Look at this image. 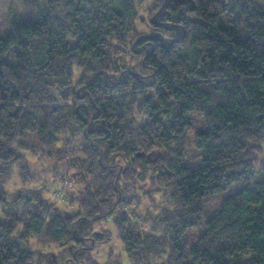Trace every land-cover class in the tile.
I'll return each mask as SVG.
<instances>
[{
	"label": "trees",
	"instance_id": "16d2710c",
	"mask_svg": "<svg viewBox=\"0 0 264 264\" xmlns=\"http://www.w3.org/2000/svg\"><path fill=\"white\" fill-rule=\"evenodd\" d=\"M24 7L0 38V264H100L103 220L130 264H264V0ZM191 113L196 169L183 165ZM30 150L66 165L59 183L76 191L55 196L74 210L45 186L9 190L12 175L38 183ZM234 185L207 219L204 202ZM31 238L63 255L25 248Z\"/></svg>",
	"mask_w": 264,
	"mask_h": 264
},
{
	"label": "rangeland",
	"instance_id": "374dc122",
	"mask_svg": "<svg viewBox=\"0 0 264 264\" xmlns=\"http://www.w3.org/2000/svg\"><path fill=\"white\" fill-rule=\"evenodd\" d=\"M41 7L44 6V3L41 1ZM147 7H149L151 4L147 3ZM145 7V8H147ZM24 0H0V38L5 37L9 34L11 30V17L13 15L21 14L24 12ZM142 11V10H141ZM140 11V13H141ZM144 11V9H143ZM191 118L193 122V130L189 135V141H188V147L186 150V154L184 156L183 165L190 168V169H196L201 164V156H199V153L196 152L193 146V131L196 129H199L203 125L202 118L198 116L197 113H191ZM24 153L29 157L30 159V167L31 172L33 175L37 177L38 183L31 182L27 185L21 186L19 182V177L16 175H12L9 182H8V188L10 191H17V189H34L38 188L40 189L41 186H45V190L41 193L42 197L48 201L49 204H53L54 208L56 210H62V211H72L75 209L73 207V203L69 204L64 198L59 197L58 199L55 196V192L59 188L66 187L68 190H65L68 194H74L76 189L75 187L71 188L70 181H66L63 183H59V179L62 172L67 171L66 165L64 163L56 161L54 158L50 159H44L41 156L40 151H35L34 153H30L28 151H24ZM163 151H156L152 154L151 159H155L158 156L162 155ZM262 156H264V149ZM55 168V173H53V169ZM256 179H259V176L255 175ZM148 185L145 186L147 188ZM64 189V188H63ZM239 187L237 185L232 186L229 190L225 192H221L217 194L215 197L210 198L206 200L203 204L204 211L207 213V219L211 218L215 212L219 209V202H221L223 199L231 196L234 194ZM28 193H23L21 196L23 199L26 198V195ZM66 195V194H65ZM158 198V196H157ZM157 198L156 201L158 200ZM159 201V200H158ZM24 202V201H23ZM20 202L16 206V211L18 214H22L24 211V203ZM142 204L150 205L149 200L147 198H143ZM38 205V204H37ZM218 207V208H217ZM203 226L199 227L197 229H193L190 234L194 235L197 239L203 231H204V222ZM92 230L94 232H99L101 230H107L111 234V238L107 242L98 243L94 250L92 251L91 257L94 261L102 264L104 262L109 261H117L119 264H130L128 258L126 257L124 251L122 250V244L117 238L115 227L113 226L112 222L110 220L108 221H101L93 225ZM25 248L29 250H38L44 253H51V254H58L63 255L62 249L58 247L56 244L47 243V242H41L38 241L35 238H31L28 243L24 245Z\"/></svg>",
	"mask_w": 264,
	"mask_h": 264
},
{
	"label": "clouds",
	"instance_id": "9594fccd",
	"mask_svg": "<svg viewBox=\"0 0 264 264\" xmlns=\"http://www.w3.org/2000/svg\"><path fill=\"white\" fill-rule=\"evenodd\" d=\"M145 7H147V5L145 4V5H139V8L142 10L141 11V14L142 15H145V16H149L150 14L148 13V12H144L143 11V9L145 8ZM158 10V9H157ZM152 15H154L155 13L153 12V13H151ZM141 27H144L143 25L141 26ZM165 39H169V36L168 35H165V37H164ZM79 71V70H78ZM73 207H75V205H73ZM0 215H2V214H0ZM19 227V226H18ZM14 235H15V233H13Z\"/></svg>",
	"mask_w": 264,
	"mask_h": 264
},
{
	"label": "water",
	"instance_id": "95a60500",
	"mask_svg": "<svg viewBox=\"0 0 264 264\" xmlns=\"http://www.w3.org/2000/svg\"><path fill=\"white\" fill-rule=\"evenodd\" d=\"M138 156V155H137Z\"/></svg>",
	"mask_w": 264,
	"mask_h": 264
}]
</instances>
